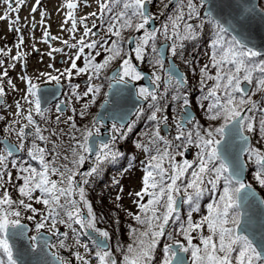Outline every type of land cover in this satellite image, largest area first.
I'll return each instance as SVG.
<instances>
[{"label":"snow or ice","instance_id":"obj_1","mask_svg":"<svg viewBox=\"0 0 264 264\" xmlns=\"http://www.w3.org/2000/svg\"><path fill=\"white\" fill-rule=\"evenodd\" d=\"M3 3L7 5L10 12L18 13L24 0H15L16 7H13L10 0H3ZM146 3L147 0H101L98 9L101 17L105 13L110 14L106 30L109 39L103 42L94 39L86 43L85 37L90 34L96 35L92 31L96 24L93 23L92 28H89L87 24H84L86 18L78 21L73 11L77 8V3L66 0L65 6L69 11L65 23L71 22L68 31L75 32L78 23H81L84 24V33L76 44L69 45L68 41H63L71 48H77L79 45L74 56H69L71 63L68 68L59 72V75L50 73L41 75L59 83L62 77L70 78L75 70L77 75L90 73L89 81L98 79L102 70L121 56L119 39L112 40L111 37L120 38L124 29L134 28L140 31L149 24L151 17L147 14ZM207 3L208 0H179L180 6L176 13L170 16L169 22L162 26V34L166 39L172 40L170 51L175 56L177 49L184 47L183 41L196 39V29L190 21L206 19L213 25L215 38L210 45L212 52L209 63L200 69L201 85L207 81H212V85L201 97L202 100L208 101L207 106L201 104L200 107L204 109L209 121H220V123L218 126L209 124L207 128L196 124L191 131H185L183 124L177 123L176 140L182 141L177 148L186 150L188 145H194L198 150L194 160H176L167 147L164 150L157 148V154L149 157L144 168L143 187L135 194L138 197L137 205L141 214L135 215L134 219L143 226V230L132 229L133 242L128 244L126 249L117 247L122 255L121 264H151L153 253L160 238L165 236V228L169 221L180 219L177 195L181 193L183 196L180 203L188 204L191 211L199 210V201L205 194L211 197V202L207 204V212L199 221H193L191 211L189 212L187 220L181 223L177 230V235L182 239H175L171 233H168V239L173 240V243L165 244L163 247L162 264H264V198L257 194L253 184L246 178L249 164L254 165L252 179L264 189V150L253 146L249 135L246 134L255 130L254 122L257 119V103L253 99L255 93H250L247 86L252 85L264 93V59L257 60L262 53L245 42L253 13L264 16V10H257L251 6V0H221L220 4L202 13L201 9ZM113 5L116 8H113ZM32 11L35 12L36 9L33 8ZM90 15L96 16L97 13L93 12ZM7 17L8 13H5L4 16H0V20ZM18 20L17 15L13 23ZM15 31L19 32L20 29L16 28ZM231 33L235 35H232L230 40H226L225 36ZM43 35L47 38L50 34L45 31ZM51 38L58 39L54 36ZM156 39L157 30H145L143 36L136 42L135 56L138 60L143 59L145 50L150 42H153L151 51L157 56L155 64L163 67L162 54L154 43ZM109 40L110 46L105 47ZM22 44L23 36L20 37L17 48ZM98 45L109 53L103 61L96 62V56L100 55L96 52L95 56L91 54L85 56L84 66L78 67L76 61L81 59L85 49H96ZM62 51L63 49L54 48L48 55ZM23 58L22 52H18L17 56L13 57L14 60ZM2 64L3 61H0V66ZM169 67L171 69L173 66ZM254 73L260 75L254 76ZM3 75H7L6 70ZM153 75V84H156L160 76L155 73ZM178 77L177 73L171 78L180 85L183 83V78ZM142 78L141 72L132 61L122 58L120 70L110 78L113 82L109 84V88H115V94L121 97L126 90L121 86H127ZM28 83V95L24 99L28 100V96L33 97L34 99L28 100V103L33 105L35 113L43 118L40 99L36 98V85L30 80ZM9 84H11L10 80ZM99 92V85L89 83L83 95L88 96L91 93L94 101ZM3 95L4 89L0 87V97ZM79 98L77 96V99ZM137 98L143 100L150 98L153 102L158 99L155 91L146 87H140L137 90ZM173 99L181 100L183 108H187L190 104L187 94L181 93L179 89ZM105 103L107 104L108 101L106 100ZM16 106L18 110L16 115H22V105L17 102ZM150 107H154L155 111L149 119L157 121V112L161 109L155 104H151ZM87 108L88 105L85 104L84 109ZM258 110L261 114L260 134L264 139V101L261 102ZM56 111L62 113L63 109L57 105ZM141 111L138 110L137 115ZM79 115L85 116L86 111L82 110ZM23 118L27 123L16 133L21 143L16 146L5 144L4 149L0 150V190H2L0 191V264H29L26 259L29 251L36 254L32 264H49L46 254L42 255V253L54 245L42 237L41 230L46 229L47 232L55 235L58 232L56 228L58 223L69 227L76 224L80 226V229L97 232L98 236L104 240L109 238L107 231L96 228L97 218L92 205L86 199L85 189L82 186L88 183L87 178H82L80 181L75 179L79 175V167L86 160L85 154L92 151L88 141L89 137L93 136V131L86 128L82 133L83 140L77 139L74 133L80 132V129L76 127L72 117H69L68 121H72L71 128L74 130L70 136L76 144L71 148L72 159L69 160L68 156H64L63 159L68 163L57 165L56 160L60 154L55 151V145L52 149H48L36 142L47 143L48 137L42 134L41 128L37 125L33 109H29ZM161 119L167 121L166 116ZM186 119L191 121V117L186 116ZM56 120L60 122L59 115ZM30 126L34 127V132L26 133L25 129ZM92 127L98 135L99 128L96 127L95 120ZM122 127L123 125L113 123L111 140L101 142L95 153L97 163L102 160H116L122 155L114 149L116 133ZM131 128L132 125L129 124L128 130L131 131ZM28 135L33 136L32 145L27 149L30 160L25 162L26 166L12 161V167L17 168L18 172L15 179L22 181L17 186L21 198L14 200L5 187L12 182V173L6 172L5 169L8 167L9 157L16 151L23 150V141ZM160 140L170 146V142L164 140L157 131L152 142L156 143ZM135 146L142 148L145 152L149 151L145 145L137 143ZM176 155L183 156V151L177 152ZM31 161H35L37 166H33ZM165 161H167V167ZM69 164L72 167H69ZM96 171L97 168L93 167L86 175L90 176ZM77 195L79 200L74 198ZM145 197L147 201L143 202ZM34 204L42 205L43 210L34 207ZM84 208H87L86 216L83 214ZM32 222L34 224L30 228L29 225ZM33 230L35 234H30ZM76 231L73 229L74 233ZM17 243L21 245L19 249L16 248ZM92 243L97 249L95 257L98 264H117L113 253L102 240L92 239ZM64 246V241L61 240L60 247ZM52 256L54 264H67L55 253H52ZM77 259L81 260L82 264H89V261L78 253Z\"/></svg>","mask_w":264,"mask_h":264},{"label":"rangeland","instance_id":"obj_2","mask_svg":"<svg viewBox=\"0 0 264 264\" xmlns=\"http://www.w3.org/2000/svg\"><path fill=\"white\" fill-rule=\"evenodd\" d=\"M12 1L14 2L13 7H16L15 0ZM158 1L159 0H157V2ZM73 2L77 3V8L73 10L77 20L79 21L81 18H86L84 24H87L89 28H92L93 23H95V28L98 29L99 32L98 35L93 36L90 34L88 37H85V42H91V40L94 39L99 40L101 42L108 40L109 38L106 31L108 26L107 21H105L104 24L102 23V20L105 16L103 15V17H101L98 10L99 3L101 2V0H93V3H89V1L83 2L80 0H73ZM65 5L66 0H39V3H37V0H33L32 2L31 0H24V3L19 7L18 13H12L8 9L7 5L3 3V0H0V16H4L5 13H8V17L6 19L0 20V55L2 57L1 61H3L2 66H0V82L2 81V84L0 83V87L4 89V95L6 96L4 104L5 109L1 113L0 122L1 127H3L5 130L10 129V131L12 132V136L14 137V142L18 145L21 143V140L18 138L16 133L23 125L27 123V121L23 117L27 115L28 110L33 109L34 119L41 117L40 115H37L35 113L34 106L28 103V100H32L34 98L28 96V100L24 99V97L28 95L27 89L29 87V80L32 82V84L36 85V89L42 85L48 84V82L56 83L55 81L48 80L46 76H43L41 74L50 73L51 75H59V72H63L66 68H68L71 63V61L69 60V56H74V54L77 52V48L79 47V45H77V48H71L65 45L63 41H68L69 45L76 44L77 41H79L80 38L83 36L84 24L78 23L77 30L75 32L68 31V29L71 27V22L68 21L67 23H65V21L67 20V13L69 11V9H67ZM156 5L157 6L154 10V13H156L158 18L161 13L165 14L166 12H168V15L164 17L162 21V26L169 22V17L173 16L176 13L178 7L180 6L179 0H166L164 3L162 0H160ZM257 6L260 10H264V0H258ZM33 8L36 9L35 12L32 11ZM113 8L116 7L113 5ZM206 10L207 4L204 6V8L201 9V12L203 13ZM93 12L97 13V15L91 16L90 13ZM17 15L19 17V20L18 22L13 23V21L16 20ZM109 15L110 14L108 13V19ZM98 17L102 18V20L97 19ZM190 23H193V26L196 29V36H198V34H202V32H205L204 36L206 35V38L209 37V40L203 39L197 43L198 47L203 48L202 50L204 51V53L200 51L194 55L192 47L190 55L188 54V59L186 60L187 62L185 63V67H188V63H191V61H194L196 65V69L193 70L197 77V79H195L194 81L197 80V83L195 84V88L193 89V91L187 92L186 90H182L180 86H177L176 83L170 86L169 88L165 86L167 89L162 94L159 93L155 88L150 89L151 91H155L158 97L157 101L153 102L150 98L148 100L142 99L144 103H140V105L134 111V113H136L134 114V118L131 123V131H129L128 128L125 127L123 129L121 128L120 131L116 133L117 140L125 138V140L129 141L131 144L129 148L130 153L129 156H127V161L129 163L124 164L123 159L119 158L116 160H102L99 163H94L93 166L97 168V171L95 173L90 176H87L86 174L91 170L88 169V171H86L84 174V178H87L88 180L87 184H83L86 199L88 200V198L94 197L95 200H100L101 205L104 208H107L109 212H113L116 215L119 213L120 219L127 218L126 220H124V222L122 221V227L118 230V232H129L132 229L138 230L141 226L134 219L135 215L141 214L136 201L137 196L135 195L137 192L141 191L143 187L142 179L144 175L145 165L144 163H142L141 160H146L149 159L151 155H156L157 148L164 150L166 147L168 148L170 153L174 154L176 160L185 159V149L177 148V145L182 143V141L176 140V136L178 134L177 127L173 128V131L170 134L162 135L159 132V135L163 137L164 140L170 142V146L166 145L163 140L157 141L156 143L152 142L155 133L159 131V129L156 130L153 125V122L149 119L153 111H155V108L150 107V105L155 104L156 107H159L161 110H163L162 114L169 113V110L172 109L170 112V116H167L171 119V122L175 117V115L173 114V110L176 114V118L180 119V113L183 112V107L181 106L182 101L173 99V97L177 94V89H179L181 93L187 94L190 101L189 105L192 107L193 111L196 112V117L191 121L188 128L184 129L185 131L194 130V126L196 124H199L203 128H207L209 124H213V126H218V124L220 123V121H209L207 119L204 109L200 107L201 104H204L205 107L207 106L208 101L202 100L201 97L207 93L208 88L212 85V81H207L204 85H201L200 81L202 77L200 69L205 64L209 63V57L212 52V48L210 45L212 40L215 38L213 32V25L208 23L206 19H195L193 21H190ZM16 28H19L20 31H15ZM45 31L49 32L51 43L49 42L48 38L44 37L43 33ZM161 31L162 29L159 30L158 33H161ZM129 32L130 30H128V32H124L123 30L120 38L114 36L111 37L112 40L119 39L120 41L121 56L118 57V60L122 61L121 58H128L131 61L135 59L138 62H143V64L145 63V66H142V69H138V71L141 72L142 77L143 71H146L147 77L153 78L154 73L156 74L158 70L167 67V62L169 63L172 60V58L167 55L168 49L166 50L167 54L161 53L163 57V67H160L159 65L155 64V60L157 59V57H147L146 59L143 57V59L138 60L135 56V50L129 51V49L127 50L126 48L125 50V47H123L126 45V42L128 43L129 38L125 34ZM21 36H23V44L20 45L19 48H17ZM53 36L58 37V39H52L51 37ZM231 36L232 35L230 34L226 35L225 39L230 40ZM110 43L111 41L109 40V43L105 45V47L110 46ZM54 48H60L63 49V51L52 52L51 56L48 55V53ZM149 48L151 50V42ZM18 52L24 53V58L14 60L13 57L17 56ZM96 52L100 53V55L96 56V62H102L104 56L103 54L105 53V51L98 45L96 49H85V53L81 56V59L76 61L78 67L84 66L85 56H87L88 54L95 56ZM185 52L187 51L184 47L182 49H177V54H183ZM169 53L170 55H172L171 51H169ZM178 59L179 58H176V60ZM261 59H264L263 55L257 58V60ZM200 62H202V65H200ZM111 63L116 65L117 58L114 59ZM180 66L182 69H184V66H182V64H180ZM111 68L112 67L109 64V66L106 69L102 70V72L105 71L109 73L108 71L111 70ZM169 69L170 68H167L165 70V73H167ZM5 70L7 71L6 76L3 75ZM89 75L90 73L88 72L77 75L75 73V70H73V75L70 78L62 77L60 79V83H63L65 85V89L63 90L64 92L62 94V99L68 105L69 109L67 112L58 113L56 111V106L50 111L49 114L45 113L44 110H42L43 117L45 119V123L43 125H39V127L43 129L42 133H50L51 126L55 127L57 131H61L59 134L64 135L65 133V139H60L61 142L59 143L58 153L60 155H63L65 153L63 150L68 148V156H72L70 154L71 148L76 144V141L67 140L68 137L70 139V133L74 132V130L71 128L72 121H74L75 123H80L77 127L80 129V132H75L77 139L81 138L82 130H86L87 128L92 129L93 131V116L91 115L95 110H97V104H101L104 99L101 100L102 94L100 93L96 94L94 101L92 100L91 93H89L88 96H84L83 94L85 91H87L89 83L83 85L81 84V82L75 83L74 81L75 79L81 77L89 78ZM259 75V73H254V76L258 77ZM102 79L103 77L101 76L98 79L94 78V81L91 84L99 85L100 90L102 89V91L105 92L107 86L105 87L106 83L105 81L103 82ZM164 79L165 77L161 78L158 82H162ZM9 80L11 81V84H9ZM142 81L143 78L139 81H134L138 84V89L140 87H144L141 84ZM249 92L255 93L253 99L257 103V119L254 122L255 130L252 133L246 134L254 138L252 144L253 146L262 149L261 145L263 144L264 139L261 138L260 134L259 119L261 114L258 109L261 106V102L264 101V93H262L252 85H250ZM77 96H79L80 98L77 99ZM36 98H38V96ZM17 102L22 105L23 109L22 115L19 116L16 115L18 111L16 106ZM85 104L88 105V108L86 110L84 109ZM82 110L86 111V115L83 117L79 115ZM138 110H142L139 115H137ZM159 114L161 113L157 112V118L161 116ZM58 115L60 116L59 123L56 120V117ZM248 115H251V113H248ZM69 117H72V121H68ZM141 122L142 124L145 123L146 125L150 123V126L145 129H139L140 131L138 132L133 131L135 127L141 125ZM33 132L31 131V133ZM131 133L136 134L130 135ZM6 134L9 136V138H11V136L9 135V131H6ZM32 140L33 136L28 135L27 138L23 141V144L27 146L25 149L31 147ZM36 142L37 144H39L40 141ZM137 143L147 146L149 148V151L145 152L142 148H137L135 146ZM117 145L118 144L115 143L114 149H118ZM41 147L47 146L43 144L41 145ZM187 147L193 148L194 157L192 160H194L196 152L198 150L195 148L194 145H188ZM170 149H172V152L170 151ZM179 151H183V156L176 155V153ZM94 158L96 160V156ZM116 164H119V167H116ZM165 166L167 167V164ZM254 167V165L249 164L247 180L249 183L253 184V186L259 191V193L264 195V189H262L252 179ZM114 181H118V183H114ZM179 195L183 196V194L181 193L178 194L177 197ZM118 196L119 199H117ZM74 198L79 200L78 195ZM146 201L147 197H145V200L143 202ZM209 202H211V197L208 194H205L199 201L198 211H191L188 204L181 203V211L179 210L180 219L178 221H169V227L165 231V236L160 238V242L153 253L151 264H162V260L164 258V253L162 251L163 247L165 246V244L173 243V240L168 239V233H171L175 239H182V237L177 235V230L179 229L180 224L184 223L187 220L190 211L192 214L193 221H199L201 216L206 214L207 204ZM33 206L43 210L42 205L34 204ZM85 211L87 212V209H85ZM24 214L30 215L31 213ZM33 224L34 222L30 223V226L33 227ZM56 228H64L63 233L67 234L65 235V238L61 237V240L64 241V247H60L61 240H55L52 243L54 247H52L51 249L56 253H60L61 251H66V248H70V244H72V242L74 241V237L76 236L77 232L80 233V227L76 224H73L71 225V227H69L66 224L58 223L56 225ZM73 229H76L77 231L74 233ZM43 231L47 230H41V232ZM30 234H35L34 230ZM67 239L68 241H66ZM112 240L115 242L114 238H112ZM81 244L82 245H80L79 248L71 254V257L73 255L75 256V264H82L81 260L77 259V253L80 256L84 257V259H87L89 261V264H93L92 258L86 252L87 247H89L88 242L85 241ZM85 245L87 247H85ZM67 261L69 262L70 260Z\"/></svg>","mask_w":264,"mask_h":264},{"label":"water","instance_id":"obj_3","mask_svg":"<svg viewBox=\"0 0 264 264\" xmlns=\"http://www.w3.org/2000/svg\"><path fill=\"white\" fill-rule=\"evenodd\" d=\"M257 1L258 0H251V6H254L255 9L260 10L257 6ZM220 2H221V0H213V2H210V0H208L207 10L210 7H215L216 5L220 4ZM146 11H147V13L149 12L148 3H146ZM231 34L235 35V33H231ZM246 35L248 38L246 39L245 42L248 43L249 46H254L255 50L261 52L262 55H264V16H261V15L257 14L256 12L253 13V20L251 21V24H250L249 30H248V34H246ZM132 48H133V40L131 41V49ZM164 53L166 54V50H164ZM172 66H173L172 67L173 74L176 75L177 74V72H175L176 67L174 65H172ZM117 71H118V69L114 72V74ZM145 84L150 85V81H149L148 77H146V79H145ZM121 87H125V89H126L121 97H118L115 94V88L111 89L110 94L113 97L115 96L117 98V102L113 103L111 106H108V103L105 104V107H108V108H104V110H101L99 113V117H103L105 114H107L110 117L109 118L110 121L116 120V121L126 123L131 118V116L133 115L136 108L140 105V103H144V101L142 99L140 100L137 98L136 89H135L134 84L130 83L127 86H121ZM247 87H248V89H250L249 85ZM128 89H130V91H128ZM51 91L60 94V88L58 87V85L43 86V87L38 89L39 99L41 100L42 105L44 103L43 99L49 101V99H46V97L50 94ZM42 105H41V107H42ZM186 110H187V114L183 115V117L185 119L184 122L187 121L186 116L192 118V116L194 115L192 113V111L190 110V108H187ZM113 117H115V119ZM120 117H123V119H120ZM106 123H108V122H106ZM165 129H166V127H165ZM100 139L101 138L96 139L95 137L90 138V146L92 148L91 155H93L96 152L97 141ZM249 139L251 142L250 136H249ZM15 153L16 154L20 153V150L16 151ZM191 155H192V149L188 148L185 151L186 159H190ZM246 178H247V170H246ZM254 190L257 192V194L260 197H262L257 189L254 188ZM181 199H182V197H179L177 199V202L180 204V206H181V203H180ZM179 209H180V207H179ZM41 235L43 238L47 239L49 241V243H51L54 240V236L52 234L45 232V231L41 232ZM103 242H104V240H103ZM26 244H27V242L25 241V246H26ZM20 247H21L20 243H17L16 248L19 249ZM52 253L53 252L51 249H45L44 253H42V255L46 254V259L49 262V264H54V259H53ZM35 258H36V254L32 253L31 251H29L26 254V259L28 260L29 264H32V262Z\"/></svg>","mask_w":264,"mask_h":264},{"label":"bare ground","instance_id":"obj_4","mask_svg":"<svg viewBox=\"0 0 264 264\" xmlns=\"http://www.w3.org/2000/svg\"><path fill=\"white\" fill-rule=\"evenodd\" d=\"M33 0H31V2H32ZM80 1H83V2H88L89 1V3L90 2H92L93 3V0H80ZM95 2H98V1H95ZM149 2H150V0H147V3L149 4ZM210 2H213V0H210ZM115 6V5H114ZM116 7V6H115ZM150 17H151V19H150V22H149V24L148 25H146L145 26V28L146 29H142V30H147V31H150V30H153V28L156 26V21H155V19L151 16V14H150V9H149V12L147 13ZM104 18H106L107 16H108V13H105L104 14ZM103 18V19H104ZM97 19H101L102 20V18H97ZM103 23V22H102ZM104 24V23H103ZM94 30V31H93ZM92 31L94 32V33H96V35H98V29H94V28H92ZM140 33V31H136V30H132V31H130L129 33H126L125 35H127L128 36V38H130V39H133L135 36H137L138 34ZM48 38V40H49V42L51 43V40H50V35L47 37ZM202 38V37H201ZM200 39V38H199ZM207 40H209V39H207ZM187 45L185 46V49H186V51H187ZM145 52H146V50H145ZM109 53H107V52H105L103 55V59H104V57L105 56H107ZM188 54L190 55V53H189V51H187V52H185V53H183L181 56H180V59L178 60V62H177V64H185L187 61V59H188ZM122 59V58H121ZM133 63H135V62H138L137 60H133L132 61ZM122 64V61L121 60H117V63H116V65H114L113 63H110V65H111V70H109L108 72L110 73H107V72H101V77H103V79H102V81L104 82H110L111 81V83L113 82L110 78L114 75V72L118 69V71L120 70V65ZM142 64V62H140V65ZM117 71V72H118ZM163 74H164V71L161 69V70H158L157 71V73H156V75H159L160 76V78L163 76ZM167 75L168 76H173L174 74L172 73V72H169V73H167ZM75 81V83H77V82H82L83 84H88V83H92L94 80L92 79L91 81H89V78H85V77H81V78H77V79H75L74 80ZM75 83H73V84H75ZM57 85H58V87L61 89V90H63V88H65V85L63 84V83H57ZM135 85L136 86H138V84L137 83H135ZM110 91H111V89L109 88V90H107V96H108V98L106 99L107 101H108V106H111L112 104H113V101H116L117 102V98L114 96H112L111 94H110ZM50 95V96H49ZM47 97H46V99H49V101H47V100H45V99H43V101H44V103H43V105H42V103H41V105H42V107H43V110H44V112L45 113H47V114H49L50 113V111L53 109V105L54 104H56L57 102H60V101H62L63 99H62V97H61V95L60 94H58V93H55V92H50V94H49ZM106 100H103L102 101V103L101 104H98L99 105V109H101V110H104V108H108V107H105V101ZM40 102H41V100H40ZM63 103V102H62ZM166 114V113H165ZM35 120H36V123L37 124H44L45 123V119H44V117L42 118V117H39V118H35ZM155 124H153L154 125V127H155V129L157 130V129H159V126L158 125H156L157 124V121H153ZM150 126V123L148 124V125H146L145 123H143L142 124V122H141V125H139L138 127H135V129L133 130V131H135V132H138V131H140L141 129H145V128H147V127H149ZM30 128L31 129H33L34 130V127H32V126H30ZM128 128V127H127ZM140 129V130H139ZM134 134H136V133H131L130 135H134ZM129 135V136H130ZM122 139V138H121ZM130 142L129 141H126L125 140V138H123L122 139V146H121V149H115V150H117V151H119L122 155L119 157V159H123V163L124 164H128L129 162L127 161V156H129V153H130V150H129V148H130ZM193 152H192V155H191V158L190 159H188V160H192L193 159ZM69 158V160L72 158V157H68ZM29 157H28V155H22V156H19V157H17V158H14V161H16L17 162V164L19 165V164H25V162H28L29 161ZM58 161H63V162H67L66 160H64L63 158H58L57 160H56V162H58ZM142 161V163H144V165H146V163H147V161H148V159H146V160H141ZM167 163H166V161H165V165H166ZM25 166H26V164H25ZM116 167H119V164H116ZM122 167V166H121ZM93 168V167H92ZM91 168V169H92ZM17 174H18V172H17V168H14V175H15V177L17 176ZM15 177H14V180H16L15 179ZM99 199V198H98ZM93 206H94V208H93V211H94V213L96 214V215H98V216H101V217H109V216H111L112 215V213L111 212H109L108 210H107V208H104L102 205H101V201L100 200H94V203H93Z\"/></svg>","mask_w":264,"mask_h":264},{"label":"flooded vegetation","instance_id":"obj_5","mask_svg":"<svg viewBox=\"0 0 264 264\" xmlns=\"http://www.w3.org/2000/svg\"><path fill=\"white\" fill-rule=\"evenodd\" d=\"M163 1H166V0H163ZM10 2H12V4H14V2L12 1V0H10ZM156 4H157V2L154 0V1H151V11H153V13H152V17H156L157 15H156V13H154V10H155V6H156ZM167 14H168V12H166L165 14H163L162 15V13H161V15L159 16V18H158V16L156 17V22H158V23H156V29H157V27H158V25H159V23H160V21H163V19H164V17H166L167 16ZM103 21V23H105V18L102 20ZM162 23V22H161ZM146 29V28H145ZM155 29V30H156ZM142 31H145V30H142ZM122 42V41H121ZM168 43V56L169 57H172L174 60H176V58H179L180 59V56L182 55V54H177V55H175V56H173V55H170V53H169V51H170V47H171V44H172V40H170V39H166L165 37H164V35L162 34V33H157V39L154 41V43H155V45H156V48L158 49V51H159V47H160V45L161 44H163V43ZM151 43H153V42H151ZM0 45H1V39H0ZM127 46H128V43L126 42V45L125 46H123V47H125V50H126V48H127ZM147 57H157L156 56V54H154L151 50H150V48L148 47L147 49H146V52H145V55H144V58L146 59ZM178 59V60H179ZM2 60V57H1V55H0V61ZM177 61V60H176ZM167 66H168V62H167V64H166ZM142 66H145V63L143 64V62H142V64H141V69H142ZM165 69H166V67H164V73H165ZM154 78V77H153ZM169 76L168 75H166V77H165V79L162 81V82H157L155 85H156V90L160 93V92H162L161 91V89H162V87L163 86H167V87H170V86H172L173 84H175L176 83V80L175 79H172V78H169ZM161 79V78H160ZM106 84H105V87H106V89H105V92H103L102 91V89L100 90V94H102V97H101V100L102 99H104V100H106L107 98H108V96H107V90H109V84L111 83V81L110 82H105ZM53 84H57V83H54V82H48V84H46V85H53ZM177 86H180V85H177ZM65 88H63V90H64ZM63 90H61V93H60V95H61V97H62V94H63ZM5 95H3L2 96V99H1V102H0V114L4 111V109H5V107H4V104H5ZM65 99V98H64ZM63 102V103H62ZM61 104H64V106H65V111L67 112L68 111V105L62 100V101H60V102H57L56 104H54L53 105V109L55 108V106H57V105H60L61 106ZM67 109V110H66ZM96 109L97 110H95L94 111V113H95V115H94V118H93V121L96 119V112H98L100 109H99V105L97 104V107H96ZM1 116V115H0ZM106 118V117H105ZM96 121V120H95ZM112 125H113V123L111 122L108 126H107V131H106V133H107V135H108V137L110 138L109 140H108V142L111 140V137H112ZM117 125H119V124H117ZM96 127H98L99 128V134L98 135H102L103 134V130L106 128V125H105V123H104V121L101 119L100 121H96ZM26 130H28L27 131V133H31V131L33 132V129H31L30 127L29 128H26L25 129V132H26ZM93 134H96V131H95V129L93 128ZM10 136H11V138H9V136H6V137H3V138H8L10 141H12V142H14V140H13V136L11 135V134H9ZM64 135H65V133H64ZM3 138H0V150H3L4 149V144H3V142H2V139ZM49 142V141H48ZM45 143V142H43V141H40V146L41 145H43V144H45V145H47V147L46 148H48V149H52V147H51V145L49 144V143ZM115 143H117L118 145H117V148H119V149H121V146H122V140L121 139H119V140H117L116 139V142ZM121 143V144H120ZM115 146V145H114ZM51 158V157H50ZM85 163H88L89 165H90V167H94L93 165H94V163H97L96 162V160H95V158L94 159H91V160H89L88 159V157L86 156V160L82 163V165H81V167H83L84 166V164ZM81 231H82V233H83V229H80ZM84 231H85V229H84ZM97 233V232H96ZM98 234V233H97ZM83 240H86L87 242H88V246H89V248L87 249V251H88V253H90L91 255H94L93 257H92V260H93V262H94V264H98V260H97V258L95 257V252L97 251V249H96V247H95V245L92 243V239H90V238H88L87 237V235L86 234H84L83 233ZM78 245H82V244H78ZM110 248H111V244H110ZM109 248V249H110ZM117 259H118V262H117V264H121V262H122V255H121V252H119L118 251V253H117Z\"/></svg>","mask_w":264,"mask_h":264},{"label":"trees","instance_id":"obj_6","mask_svg":"<svg viewBox=\"0 0 264 264\" xmlns=\"http://www.w3.org/2000/svg\"><path fill=\"white\" fill-rule=\"evenodd\" d=\"M191 74H192V72L191 71H188V75L189 76H191ZM194 79H196V74H195V72H194V74H193V76H191L190 77V81H189V84H193V80ZM18 183L20 184V181H18ZM19 184H15L16 186H14V189H13V191H14V200L15 199H20L21 197H20V195H19V193L18 194H15L16 193V190H17V186L19 185ZM94 203V202H93ZM93 208H94V206H93ZM95 209V208H94ZM101 219L104 221L103 222V225H104V227L106 228V229H108V230H111L112 229V227H114V225H116L115 223H111V222H109L107 219H108V217H101ZM117 226V225H116ZM140 227H142V226H140ZM121 228V227H120ZM138 230H143V228L141 229V228H139ZM117 236H119L120 238H121V242L122 243H124V244H130V243H132L133 242V235H132V233H127V232H119L118 234H117ZM118 241H119V239L118 238H115V242L114 243H118Z\"/></svg>","mask_w":264,"mask_h":264}]
</instances>
